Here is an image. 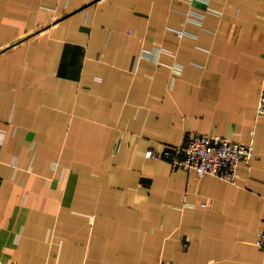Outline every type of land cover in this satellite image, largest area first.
Instances as JSON below:
<instances>
[{
  "label": "crops",
  "instance_id": "0c3cea01",
  "mask_svg": "<svg viewBox=\"0 0 264 264\" xmlns=\"http://www.w3.org/2000/svg\"><path fill=\"white\" fill-rule=\"evenodd\" d=\"M263 93L264 0H0V264H264ZM188 132L251 171L146 156Z\"/></svg>",
  "mask_w": 264,
  "mask_h": 264
},
{
  "label": "built area",
  "instance_id": "2783aa9c",
  "mask_svg": "<svg viewBox=\"0 0 264 264\" xmlns=\"http://www.w3.org/2000/svg\"><path fill=\"white\" fill-rule=\"evenodd\" d=\"M258 111L264 116V93ZM4 141L5 135L0 131V148ZM146 156L166 159L174 167L193 170L200 177L214 175L238 184L243 168L251 171L256 151L250 142L237 141L220 134L188 132L180 144L167 146L160 151L150 148ZM256 244L264 248V225L257 232Z\"/></svg>",
  "mask_w": 264,
  "mask_h": 264
}]
</instances>
